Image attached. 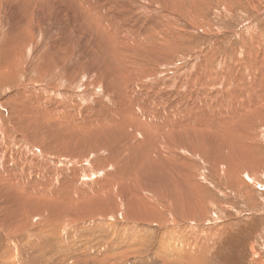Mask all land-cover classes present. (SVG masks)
Here are the masks:
<instances>
[{
  "label": "rangeland",
  "instance_id": "obj_1",
  "mask_svg": "<svg viewBox=\"0 0 264 264\" xmlns=\"http://www.w3.org/2000/svg\"><path fill=\"white\" fill-rule=\"evenodd\" d=\"M128 1L130 0H126L127 3ZM149 2L150 9L153 10V13L149 15L138 13L139 17L133 19V22H135L142 18L139 25L131 27V32L138 28L142 33V37L136 44L138 50L135 51V59L129 61L127 68L130 72L126 71V74H118L119 76L117 77H124L129 80V74L135 69V71H138L133 77L137 78L132 79L135 85L142 86V81L148 79L153 81V87L155 86L154 88L157 89L159 94L155 93L156 90L154 88H152V90L149 89V93L147 91L146 94L147 97L142 96V100H145L143 103L139 101L138 97V101L137 99L134 100L135 106H137L134 107V109L136 111L141 107L145 109V104L148 101L151 107H155L154 105H156V108L160 111L163 110L166 114L169 112L171 113L164 116L165 118H161L157 112L154 114L153 110H151L152 112L150 111L152 114L149 113L151 116L149 118L158 124L161 132L167 133V135H163L167 138V140L164 141L165 144L163 147L165 150H169V155L162 153L160 157L156 153H153V158L152 156H148V160L146 157L147 160L145 158L143 166L145 171H143V169L139 170L140 166L137 164L139 161L136 160V162L132 156L122 158V162L120 159H110L107 160V162L104 160V163L102 160L97 161L98 159H96V157L95 159L94 157H90L89 161L91 165L94 163L91 161L98 163H94L93 167L91 165L85 166L84 164L82 166L78 165L77 171L74 165L61 166L63 169L65 166H69L68 171L70 169L69 172L74 179V182H71L72 179L70 177L68 178V175L66 177L63 173L58 189H52L56 192V196L53 197L51 204L55 208L58 206L56 209L59 211L56 209L54 210L58 214H67L59 220V222L63 221L62 223L60 222V229L55 227V231H60V233H58V236L60 235L58 237L60 243L58 246L60 247L63 243L61 245L63 247H60V252H58V246L56 247L50 243L48 244V239H50V237H46L47 242H45V238L44 240L41 239L40 242L42 243L34 245V249L36 251L38 249V251L35 256L36 258H33L34 261L33 259L30 260V264H74L75 261L79 259V264H264V92H261L264 91V87L262 86V83L264 85V0H149ZM128 4L134 7L132 4ZM174 5H178L176 10L173 9ZM172 11L174 14L171 13ZM166 19L169 20L168 22H171L169 23L171 25L168 24L169 26H165L164 22ZM3 28L4 27H0V39L2 37L1 29ZM66 29L67 28L59 31V40L65 42L66 39H70L75 46H81L82 41L78 39L76 33L71 38L65 31ZM159 29L164 34L160 37L153 36L149 39V35ZM9 30V28L4 29L7 33H9ZM152 42L153 44H150ZM167 43L171 44L167 45ZM158 44H160V46ZM162 47L164 48L162 49ZM41 48V46H37L35 53H38ZM43 49L44 47L42 50ZM95 50L90 49L88 50L89 53L87 52L82 56L86 61L82 67L95 68L91 67L93 63L89 64L91 61L94 63L96 62L95 66L100 64V57L94 53ZM58 51L59 50L56 52L53 47L46 50V52L49 53L48 56L51 58L55 57ZM141 57L149 61L148 66H140V63L137 61ZM130 63L133 69L130 68ZM157 69L158 71H156ZM155 72L157 74H155ZM249 73L252 74L250 75ZM31 75L33 76L31 71L24 72L19 79L20 83L9 81L6 84H1L0 103L4 98L15 93L18 87L27 84L32 79ZM142 77L144 78L143 80ZM12 79L15 80L13 77ZM238 79H240V82ZM216 82H219V84ZM207 83L209 84L207 85ZM256 85L257 89L255 88ZM258 85L261 88H258ZM217 88L220 89L217 90ZM249 88L253 90L256 89L257 93L255 90L252 91V89ZM92 91L94 92L95 89H92ZM260 93L263 94L260 96ZM75 94L76 95H73V92L70 93L73 99L71 104L76 102L75 105L69 104V106H71V111H74V106L77 107V102H80L76 97H81V95H78V93ZM155 94H161L160 98ZM219 94H221V96ZM257 95L259 96L257 97ZM213 96L216 100L213 99ZM94 97L95 99H91L87 103L89 106L80 103L78 107H81L78 110L83 113H89V116L104 114L108 110V104L95 94ZM37 99H39L41 103L46 101L41 94H39L38 97L37 94L28 96L29 103ZM257 99L261 102L259 100L256 101ZM151 100L154 101L151 102ZM210 100L213 103H210ZM218 100L222 102V104L219 103ZM47 101L51 103V98L47 99ZM232 101L233 104H231ZM133 102L131 105L134 106ZM180 103H182V107H180ZM223 103L225 104L223 105ZM22 104L23 101L9 104L11 106H9V111H1L2 120L4 119V121H7L6 117L12 111L14 112L17 110V112H19L21 110L20 105ZM196 105H198V108ZM194 106H196V110H193L195 108ZM229 107L233 113L229 110ZM222 108H224V112ZM226 109L231 113H228ZM173 111H175V113ZM71 113L73 112H70L69 115H71ZM180 113H182V116ZM235 113L238 114L237 118L235 117ZM196 114L198 118H196ZM172 115H174L173 118ZM175 116H177L176 118L178 119H176ZM179 116H181V119ZM194 116L195 118H192ZM167 117L170 118L167 119ZM188 118L193 121L190 122ZM210 119L211 121L214 119L212 122L216 125L210 122ZM167 120L170 122L168 123ZM176 120L178 121L177 124L179 127L182 126V128H178V125L174 128L177 122ZM186 120L189 122L187 123ZM24 121L25 120H21L20 122L23 123ZM172 121L174 124H170ZM161 122H164L165 125L161 124ZM21 123L17 127L21 128ZM167 124L172 130H169ZM217 124L220 126H217ZM171 125L173 128H171ZM2 126L4 128L5 123H3ZM144 126L146 128L148 127L146 124ZM161 126L166 129H161ZM6 130H9V127H6ZM9 131L12 136L17 133L15 130ZM174 131L176 133H174ZM145 132L148 131L145 130ZM207 135L212 138H207ZM182 136L184 137L182 138ZM109 139L113 141L112 138H108L105 144L107 143L109 146H113L114 144ZM151 139L153 141L155 140V138ZM175 140L176 142H174ZM114 141L117 144L115 139ZM210 141L213 142L211 143ZM159 144L158 140V142L154 144V147L158 148L157 145ZM11 147L12 149L15 147L16 153L19 152V148H21H17L14 144H12ZM56 154L57 153H55V155L53 154V156H56ZM22 155L23 157L26 156L24 154ZM163 158H165V160ZM79 160H81L79 161L81 163L83 161L85 162V159ZM146 161L150 162L146 164ZM105 163L107 164L105 165ZM163 163L166 166H164ZM115 164L118 166L116 168H120V172L118 169L116 170ZM124 164L126 165L123 166ZM121 165L127 172H125L126 170L124 168H121ZM151 165L153 167H151ZM157 165H163V167ZM146 167H149L148 171H146ZM102 168L103 170H101ZM107 168H110L109 170L111 172ZM52 169L53 168L44 171L40 170V174L52 173ZM94 169L95 171H93ZM113 170H116V173ZM82 171H84V174ZM151 171H154V174ZM118 172L121 175L118 174ZM140 172L144 173L145 176H148L151 172V176H148V180H143V185L147 182L151 191L142 186L144 189L143 191H149L151 193L145 194L144 192H140L138 195L136 193L131 195L129 193L135 189L134 184L139 180V178H135V175ZM130 173L132 174L130 175ZM163 173L167 174V176H165L166 178H164ZM155 175H162L163 178L162 176L156 177ZM182 178L183 182L185 181L189 184L188 186L186 185L187 188L181 187ZM43 179L44 178H42V183L46 186L47 182L52 178L50 177L46 182ZM108 180H119L121 184L113 188L114 190L112 189L107 193L101 192L102 194L99 192V195H96L97 191L95 192L94 190L96 186L102 182H108ZM57 182L55 181L56 185ZM171 183L173 185L176 184V189L173 191L163 189L165 186H169L168 184L172 185ZM83 185L90 186L92 189L94 188L92 196L82 197L81 193H79L82 199L76 194V189L73 188ZM157 191H160V193L158 194ZM110 194L113 195L114 198ZM157 195H160L159 198ZM121 203L123 204L121 205ZM6 206H0L1 217L4 215L11 216L14 214L13 212L21 208L17 206L13 208L7 206L6 208ZM62 206L64 209L61 208ZM82 210H84V212ZM72 212L73 214H71ZM1 214L4 215L2 216ZM150 216L154 217L151 219ZM136 219L138 220L136 221ZM84 221L86 223H84ZM27 222L28 221L21 223V228L19 229L23 232H18L16 235L10 236V239L15 238L14 240L17 241L18 247L24 240L22 236L23 233H26L30 237L34 230V226H23ZM59 222L58 225L60 224ZM82 222L84 224H82ZM81 226L82 228H80ZM25 228L26 231L24 230ZM5 232L6 230L0 229V254L7 242ZM69 236L71 237L70 240H68ZM109 237L110 239H108ZM36 238L39 239V237ZM36 238L30 241H35ZM43 244L46 245L45 248ZM51 248L52 250L48 251ZM61 250L67 252L68 255H70V253L75 255V253L78 252L80 256L74 257V260H68L67 258L62 259ZM84 252L85 254H82ZM36 259L40 260L36 261ZM48 259L53 260L48 261ZM13 260V257H8L5 264H20V262L16 261L15 263Z\"/></svg>",
  "mask_w": 264,
  "mask_h": 264
},
{
  "label": "bare ground",
  "instance_id": "obj_2",
  "mask_svg": "<svg viewBox=\"0 0 264 264\" xmlns=\"http://www.w3.org/2000/svg\"><path fill=\"white\" fill-rule=\"evenodd\" d=\"M126 3H127L126 0H0V27H4L3 29H1L2 30V33H1L2 37L0 39V85L6 84L9 81L20 83L19 79H20L22 73H24V72L31 71L33 74V76L31 75L32 79L30 81L28 79L29 82L27 84H25V85L20 84L21 87H18V89L16 90L15 93H13L12 95H10L7 98H4L3 101L0 103V206L1 205L2 206L7 205L10 208H13L16 206L21 207L20 209L16 210V212H13L14 214L11 216H7L4 214H1L2 216L4 215L3 217L0 216V229L6 230L5 233L7 236L6 245L4 246V249H3V251H1L2 253L0 254V264H5L7 262L8 257H13L14 258L13 262H15V263H16V261H18V262H20V264H30L31 263L30 260L33 259L37 255V251H38V249H37V251L34 249V245H39V243H42L40 241H41V239L44 240V238H45V242H47L46 237H50V239H48L49 240L48 244L50 243L52 245H55L56 247L60 244L59 238H58L60 236V235L58 236V233H60V231L59 232H58V230L55 231L56 230L55 227L60 229L61 223L63 221L62 222L60 221L61 222L60 223L59 220L61 218L65 217V215H67V214L66 213L65 214L64 213L58 214L54 210L58 206L55 208L51 204L53 201V197L56 196V192L52 189H54V188L58 189V186H59L61 179H62L61 176L63 173L65 174L66 177L68 175V178L70 177L72 179L71 182H74V179L71 177V173L69 172L70 169L68 171L69 166L68 167L65 166L64 169L61 166L74 165L76 168V171H77L78 165L79 166L80 165L82 166L83 164L85 166L91 165L90 161H89L90 157H94V159L96 157V159H98L97 161L102 160V162H103L105 160L107 162V160H110V159H120L121 160L122 158L132 156L135 159V161L136 160L139 161V162H137V161L136 162L140 166L139 170H142L146 157L148 158V156H152L153 153H156L160 157L162 156V153L163 154L169 153V150L168 149L165 150L163 147L165 144L164 141L167 140V138L163 135L164 134L167 135V133L161 132L160 128L158 127V124H156L154 121H152L151 118H149V117H151L149 113H151L152 112L151 110H153L154 114H155V112H157L158 115L161 116V118H165L164 116H167L171 113L168 111L169 113L166 114L165 111H163V110H162L163 112L160 111L158 108H156V105H154L155 107H151V105L148 103V101L145 104V109H142L141 106H140L141 108H138L137 111L134 109V107H137V106H135L134 100H136L138 97L139 101L143 103L145 100L144 101L142 100V96H146L147 91L149 89L152 90V88L155 87V86L153 87V81H151L149 79L142 81L144 79L142 77L141 81H142L143 85L142 86L135 85L134 84L135 82H132V79L137 78V77L136 78H133V77H134L135 73H138V71L136 70L137 71L136 72L135 69L132 68L131 63H130V65H131L130 68H132L133 70L131 71V74H129V77H130L129 80L125 79L124 77H117L120 74H123V73L126 74L127 73L126 71L130 72V70L127 68L129 61L132 59L133 60L135 59V56H136L135 51L138 50L137 49L138 47H136V44L139 42L140 38L142 37V33L140 32V30L138 28L136 30H134L133 32H131V27H133L134 25H139V22L141 21L142 18L136 20L135 22H133V19L135 17H139L138 13H142L143 15H149V14L153 13V10L150 9L149 0L148 1L147 0H130V1H128V3L132 4L135 8L132 7L131 5H129L128 3L127 4ZM136 5H137V7H136ZM177 6L178 5H174L173 9L176 10ZM171 13L174 14L173 11ZM168 21H169L168 19L165 20V22H164L165 26H167L169 23H171ZM169 25H171V24H169ZM6 28L10 29L9 33L4 31V29H6ZM65 28H67L65 31L68 33V35L71 36V38L76 33V36L78 37V39H80L82 41L81 46H75L73 44V41L70 39H66L65 42L59 40L58 33H59V31H62ZM169 29H170V27H169ZM163 34L164 33L160 29L155 30L154 33L149 35V39H151L153 36L160 37ZM64 36L68 37L66 35H64ZM147 42H149V41H147ZM150 44H153V42ZM161 44H163V43H161ZM170 44L167 43V45H170ZM158 45L160 46V44H158ZM37 46H39V47L41 46L42 48L44 47V49L42 50V48H41V50L38 53H35V51H36L35 49ZM50 47H53L56 52H57V50H59L57 55L55 53L56 56L53 58L49 57L48 56L49 53L46 52V50ZM163 48L164 47H162V49ZM87 49L88 50H90V49L95 50L96 49L94 51V53H96L100 57V64L99 65L95 66L96 62L94 63L93 61H91L89 63V64L93 63L91 65V67H95V68H89V67L84 68V67H82V65L84 63H86V61L84 60V58L82 56L84 54H86L87 52L89 53V51ZM34 53L40 54V55H35ZM144 58H145V55H144ZM137 62L140 63L141 67L142 66L146 67V66H148L149 61L148 60L146 61L145 59H143V57H141L140 59H138ZM154 65H152V66H154ZM158 65H159V63H158ZM156 71H158V69ZM258 73H259V71H258ZM155 74H157V73L155 72ZM113 75H115V76H113ZM136 75H138V74H136ZM158 75H159V73H158ZM255 75H256V73H255ZM12 77L15 80H13ZM121 78H124V79H121ZM251 78H253V77H251ZM153 80H155V79H153ZM156 80H157V78H156ZM238 80L240 82V79H238ZM253 82H255V81H253ZM216 83L219 84V82H216ZM221 83H222V80H221ZM208 84L209 83H207V85ZM251 84L253 85L252 82H251ZM224 85H226V84H224ZM262 86L264 87L263 83H262ZM256 87H257V85L255 86V88ZM258 88H261V87H259V85H258ZM92 89H95V91L93 92ZM154 89L156 90L155 93H158L157 89L156 88H154ZM172 89H173V87H172ZM218 89H220V88H217V90ZM249 89H252V88H249ZM256 89H254L255 92H256ZM77 90H79V91H77ZM173 90L175 91V89H173ZM209 90H210V88H209ZM254 90L252 89V91H254ZM174 91H172V92H174ZM211 91H212V89H211ZM225 91H226V89H225ZM72 92H73V95H76L75 93H78V95L79 94L81 95V97H76V99H78V101H80V102H77L78 105H80V103H81L82 105L86 106V104L91 99H95V97H94V94H95V95H97V97L99 96L102 100H104L108 104V110L104 114H101V115H92V116L90 115L89 116L88 115L89 113L86 112L87 113L86 114V113H83L80 110H78L81 106L78 107V105H76L78 108L74 106V111H71V108H70L71 106H69V104L70 105L73 104V103L71 104L73 99H72V96L70 95V93H72ZM179 92H180V90H179ZM259 92H258V94H259ZM261 92H264V91H261ZM148 93H149V91H148ZM34 94H37V97L39 96V94H41L46 99V101L44 103H41V102H39V99H37V100H33L29 103L28 102V96L29 95L31 96ZM150 94H149V96H150ZM212 94H213V91H212ZM217 94H218V92H217ZM261 94H263V93H260V96H261ZM160 95H156V96L160 98ZM171 95H173V94H171ZM214 95H215V93H214ZM219 95L221 96V94H219ZM252 95H253V93H252ZM218 96H217V98H218ZM258 96L259 95H257V97ZM50 98H51V103H49L47 101V99H50ZM219 98H221V97H219ZM262 98H263V96H262ZM74 99H75V96H74ZM138 99H137V101H138ZM146 99H148V98H146ZM213 99H214V96H213ZM255 99H256V97H255ZM168 100H169V98H168ZM211 100H212V98H211ZM211 100H210V103L212 102ZM214 100H216V99H214ZM258 100L259 99H257L256 101H258ZM17 101H23V104L20 105L21 110L19 112H17V110L14 112L13 111L10 112L8 114V116L6 117L7 121H4V119L2 120L1 111H9V106H10L9 104L17 103ZM137 101H136V103H137ZM152 101H154V100H151V102ZM163 101H166V100H163ZM132 102L134 103V106L131 105ZM149 102H150V100H149ZM160 102H162V101H160ZM218 102H219V100H218ZM244 102H247V101H244ZM196 103H197V101H196ZM202 103H204V102H202ZM219 103L222 104V102H219ZM75 104H76V102L73 105H75ZM174 104H178V103H174ZM180 104H181V106L180 105H178V106L182 107V103H180ZM216 104H218V103H216ZM224 104L225 103H223V105ZM231 104H233V101ZM87 105L89 106V104H87ZM161 105H162V103H161ZM198 105H196L197 108H198ZM91 106H92V104H91ZM196 106H194L195 108L193 110H196ZM13 107H14V105H13ZM175 107H176V105H175ZM214 107H215V104H214ZM252 107H253V105H252ZM75 108H77V109H75ZM161 108H163V107H161ZM178 109L180 110L179 107H178ZM220 109H221V107H220ZM222 109L224 112V108H222ZM232 109H233V107H232ZM11 110H12V108H11ZM172 110H175V109H172ZM229 110L232 111L230 109V107H229ZM175 111H177V110H175ZM175 111H173V112L175 113ZM70 112H73V113H71V115H69ZM183 113H184V111H183ZM191 113H193V112H191ZM228 113H231V112L228 111ZM232 113H233V111H232ZM154 114H153V117H154ZM180 114L182 116V113H180ZM180 114H178V115H180ZM206 114H208V113H206ZM224 114H222V115H224ZM173 116L174 115H172V118H173ZM181 116H179V118ZM197 116L198 115L196 114V118H198ZM237 116H238V114H236L235 117L237 118ZM176 117L177 116H175V118ZM168 118H170V117H167V119ZM192 118H195V116ZM176 119H178V118H176ZM185 119H187V118H185ZM21 120H25V121L23 123H21L20 122ZM188 120L190 122L193 121V120H190L189 118H188ZM218 120H220V119H218ZM159 121H160V119H159ZM167 121H168V123L170 122L169 120H167ZM173 121L170 124H174ZM189 121H187V123ZM212 121L210 119V122H212ZM3 123H5L4 128L2 126ZM20 123H21V128L17 127ZM177 123H178V121L175 123L174 128H176V125H178ZM212 123H214V122H212ZM219 123H220V121H219ZM235 123H237V122H235ZM145 124H146V126H148L147 128L144 126ZM161 124L165 125L164 122L163 123L161 122ZM168 126L169 125L167 124V127ZM197 126H199V125H197ZM209 126H210V124H209ZM217 126H220V125L217 124ZM6 127L7 128L9 127V130H11V131L15 130L17 133H15V132H14L15 134L12 133L13 134V136H12L10 134V131L6 130ZM161 127H162L161 129L165 128L163 126H161ZM180 127L182 128V126H180ZM180 127L178 125V128H180ZM171 128H173L172 125H171ZM194 128H196V127H194ZM144 129L148 132H145ZM169 130H172V129L169 128ZM169 132H171V131H169ZM177 132H179V131H177ZM174 133H176V132L174 131ZM151 135H153V136H151ZM195 135L197 136L196 133H195ZM183 137L184 136H182V138ZM209 137L207 135V138H209ZM108 138H112L113 141L115 139L117 141V144L115 143V141L113 142L110 139L109 140L114 145L109 146L107 143L105 144V141ZM151 138H155V140L153 141ZM210 138H212V137H210ZM209 139H208V141H209ZM214 139H216V138H214ZM158 140H159L160 144L157 145L158 148L156 147L157 148L156 149L154 147V144L156 142H158ZM168 141H169V139H168ZM170 141H171V139H170ZM221 141L223 142L222 139H221ZM174 142H176V140ZM12 144H14V146H16L17 148L21 147V148H19V152L16 153L15 147H14V149H12V147H11ZM205 146H207V145H205ZM18 153H21V154H18ZM55 153H57L56 156H53V154L55 155ZM22 154H24L26 156L23 157ZM172 155L174 156L173 152H172ZM147 158H146V160H147ZM152 158H153V156H152ZM79 159H85V162L83 161L81 163V162H79V161H81ZM86 159H88V160H86ZM163 159L165 160V158H163ZM166 159H168V158H166ZM91 160H92V158H91ZM120 160H119V162H120ZM122 160H121V162H122ZM148 160H149V158H148ZM150 160H152V159H150ZM91 162H94L95 164L98 163L95 161H91ZM114 162L117 163L116 161H114ZM133 162H134V160H133ZM147 162H150V161H146V164H147ZM151 162H153V161H151ZM109 163H110V161H109ZM111 163H112V161H111ZM158 163H159V161H158ZM93 164L91 165L92 167H93ZM106 164L107 163H105V165ZM125 165L126 164H124L123 166H125ZM163 165L166 166L164 163H163ZM163 165L162 166L157 165V166L163 167ZM112 166H113V164H112ZM116 167H118V166H116V164H115V168ZM132 167H133V165H132ZM151 167H153V166L151 165ZM50 168H53L52 173L49 172L47 174H40V170L41 171L42 170L43 171L44 170H50ZM121 168L123 169L124 167H122V165H121ZM148 168L146 171H148ZM172 168H173V165H172ZM107 169L109 170L110 168H107ZM117 169H118V171L120 170V168H116V170ZM150 169H153V168H150ZM150 169H149V171H150ZM101 170H103V168ZM116 170H113V171L115 172ZM135 170L137 171L136 168H135ZM93 171H95V169ZM143 171H145V169H143ZM82 172L84 174V171H82ZM119 172H118V174H120ZM125 172H127V170ZM151 172H150V174H151ZM162 172H165V171H162ZM156 173H157V169H156ZM75 174H77V173H75ZM85 174H88V173H85ZM131 174L132 173H130V175ZM88 175H90V174H88ZM92 176H94V175H92ZM148 176H145L144 173H142V172L136 173L135 178L136 179L139 178V180L137 181V183L134 184L135 189L134 190L132 189L133 191L130 192L129 194L134 195V193H136L138 195L140 192H144L145 194H150L151 192H149V191H151V189H150L149 185L147 184V182L144 183V185H143V180L144 179L148 180V178L151 175L149 177ZM160 176H162V175H160ZM160 176H156V177H160ZM165 176H167V174H164V178H166ZM50 177L52 179L49 180L45 186L42 183L43 182L42 178H44L43 180H45V182H46ZM110 177H112V176H110ZM162 178H163V176H162ZM56 179H59V180H56ZM175 179H178V178H175ZM97 180H98V178H97ZM119 180H116V181L108 180V182H105V183L102 182L101 184H98V186L95 185L96 188L95 189L93 188V189L95 190V192L97 191L96 195H99L98 194L99 192L100 193L101 192L107 193L108 191L112 190L113 188H115L119 184H121V181H119ZM162 180H164V179H162ZM165 180H167V179H165ZM55 181L56 182L58 181L57 185L55 184ZM181 181H182L181 187L185 188L186 185L187 186L189 185L187 182H185V181L183 182V178L181 179ZM99 182H101V181H99ZM163 183H164V181H163ZM85 184H87V183H85ZM168 185L169 186H165L163 189L164 190L167 189L170 191H173L174 189H176V186H175L176 184L175 185L168 184ZM142 186H144L149 191H143L144 189ZM161 188H162V186H161ZM73 189H76V194L78 196H80L79 193H81L82 197H89V196H92V194L94 193L93 189L90 186H86V185L85 186L83 185L81 187L78 186L76 188L74 187ZM158 190H160V189H158ZM66 191H67V189H66ZM129 191H131V190H129ZM157 192H158V194L160 193V191H157ZM152 194H154V193H152ZM111 196H113V195H111ZM144 196H146V195H144ZM159 196L157 195L158 198H159ZM33 198H34V200H33ZM76 198H78V197H76ZM113 198H114V196H113ZM151 199H153V198H151ZM87 200H88V198H87ZM61 201H62V199H61ZM80 201H81V199H80ZM133 202H135V201H133ZM130 203H132V202H130ZM122 204L123 203H121V205ZM7 206H6V208H7ZM9 207H8V209L10 210ZM72 207H73V205H72ZM81 207H82V205H81ZM123 207H125V206H123ZM61 208L64 209L63 206ZM50 209H53V210H50ZM62 209H61V211H62ZM139 209H141V208H139ZM56 210H58V209H56ZM73 210H74V208H73ZM82 211L84 212V210H82ZM131 211H132V209H131ZM11 212H9V213H11ZM71 214H73V212ZM71 214H69V215H71ZM94 215H95V213H94ZM97 215H96V217H97ZM134 215H136V214H134ZM153 217H151V219ZM86 218H88V217H86ZM63 220H65V219H63ZM84 220H86V219H84ZM137 220L138 219H136V221ZM25 221H28V222L25 223L23 226H25V227L34 226V230L31 233L30 237L26 233H23L22 236H23L24 240L21 243V245L18 247L17 241L14 240L15 238L10 239V236L16 235L18 232H23L19 228H21V223L25 222ZM96 221H97V219H96ZM58 222L60 223L59 225H58ZM153 222H154V219H153ZM84 223H86V222L84 221ZM84 223L82 222V224H84ZM149 223H150V221H149ZM63 225H62V227H63ZM80 228H82V226ZM24 230L26 231V228ZM98 232H101V231H98ZM109 233H110V231H109ZM109 233H108V236H109ZM36 237H39V239H37ZM71 237H72V235H71ZM71 237L69 236L68 240H70ZM34 238H36L35 241H30L31 239H34ZM67 238H68V236H67ZM77 239H79V238H77ZM108 239H110V237ZM60 240H61V238H60ZM62 242H63V240H62ZM45 244H43V245H45ZM46 245L44 246V248L46 247ZM61 245H60V247H63ZM64 246H65V244H64ZM60 247L59 246L57 247L58 252H60V249H61ZM84 249H85V247H84ZM51 250H52V248L48 251H51ZM76 250H78V249H76ZM54 251H55V249H54ZM58 252H57V254H58ZM82 254H85V252ZM44 256H45V253H44ZM44 256H43V259H44ZM52 256H53V254H52ZM61 256H62V259L67 258L68 260H74L75 259L74 257H79L80 254L78 252H76L75 255H72L71 253H70V255H68L67 252H65L64 250H61ZM48 257H49V255H48ZM10 259H12V258H10ZM34 259H33V261H34ZM38 260H40V259H36V261H38ZM51 260H53V259H50V260L48 259V261H51ZM79 260L75 261L74 264H76V262H77V264H79V262H80ZM59 261H60V259H59Z\"/></svg>",
  "mask_w": 264,
  "mask_h": 264
}]
</instances>
